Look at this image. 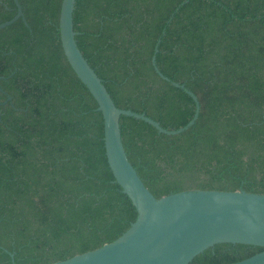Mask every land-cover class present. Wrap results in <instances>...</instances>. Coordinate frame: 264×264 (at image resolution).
Wrapping results in <instances>:
<instances>
[{
	"label": "trees",
	"instance_id": "trees-1",
	"mask_svg": "<svg viewBox=\"0 0 264 264\" xmlns=\"http://www.w3.org/2000/svg\"><path fill=\"white\" fill-rule=\"evenodd\" d=\"M17 2L22 17L0 29V264H50L110 243L136 213L108 169L96 104L63 56L61 0ZM14 15L0 0V23ZM72 24L116 108L175 131L194 103L170 82L197 100L175 136L119 117L126 158L154 198L264 194V0H75ZM260 251L216 244L187 264Z\"/></svg>",
	"mask_w": 264,
	"mask_h": 264
},
{
	"label": "water",
	"instance_id": "water-1",
	"mask_svg": "<svg viewBox=\"0 0 264 264\" xmlns=\"http://www.w3.org/2000/svg\"><path fill=\"white\" fill-rule=\"evenodd\" d=\"M15 15L0 23L3 29L22 17L17 0ZM75 0H61L58 13L59 42L63 56L75 77L85 87L100 113L103 149L108 169L122 194L133 206L136 217L110 243L50 264H187L196 255L216 244H239L262 251L231 264H264V194L237 191L188 190L158 199L144 187L126 158L121 144L119 117H130L153 127L158 134L175 136L193 125L198 115L194 95L182 89L194 103L191 120L182 128L168 131L143 114L116 108L109 94L78 50L72 12ZM157 44L153 54L157 52ZM154 55L150 62L156 74ZM9 97H7V100ZM10 259L12 255L9 254ZM11 264L12 260H11Z\"/></svg>",
	"mask_w": 264,
	"mask_h": 264
}]
</instances>
